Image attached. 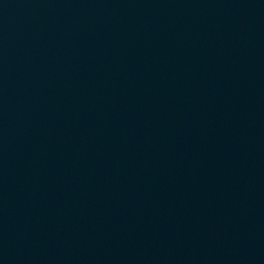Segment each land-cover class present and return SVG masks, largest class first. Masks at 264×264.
Instances as JSON below:
<instances>
[{"label":"water","instance_id":"1","mask_svg":"<svg viewBox=\"0 0 264 264\" xmlns=\"http://www.w3.org/2000/svg\"><path fill=\"white\" fill-rule=\"evenodd\" d=\"M0 264H264V0H0Z\"/></svg>","mask_w":264,"mask_h":264}]
</instances>
